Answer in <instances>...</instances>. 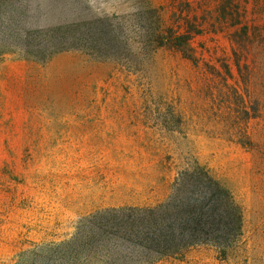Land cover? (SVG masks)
<instances>
[{
    "label": "rangeland",
    "instance_id": "374dc122",
    "mask_svg": "<svg viewBox=\"0 0 264 264\" xmlns=\"http://www.w3.org/2000/svg\"><path fill=\"white\" fill-rule=\"evenodd\" d=\"M217 1L165 0L163 19L173 24L190 3L204 25L194 40L201 70L167 52L142 54L139 43L155 20L138 14L152 8L148 0H82L91 8L89 22L107 26V41L118 37L100 62L73 53L47 64L0 56V264H57L35 254L71 239L80 220L111 204L163 201L170 183L159 179L174 150L162 143L175 137L189 138L200 162L232 190L244 237L229 262L199 247L184 261L155 264H264V166L229 141L235 130L227 119L239 120L229 117L237 108L230 86H242L230 31L212 32V20L205 21ZM162 101L178 105L184 125L161 123L150 107ZM250 122L253 130L264 128V112Z\"/></svg>",
    "mask_w": 264,
    "mask_h": 264
},
{
    "label": "trees",
    "instance_id": "16d2710c",
    "mask_svg": "<svg viewBox=\"0 0 264 264\" xmlns=\"http://www.w3.org/2000/svg\"><path fill=\"white\" fill-rule=\"evenodd\" d=\"M148 2L152 8L138 14L155 20L139 43L142 54L167 52L201 70L194 40L205 29L193 16L191 4L185 5V14H174L171 24L163 19L165 0ZM90 14L89 2L82 0H0V56L11 54L47 64L58 55L73 53L100 62L107 57V48L116 49L118 37L107 41V26L91 24ZM209 19L212 32L230 31L232 58L242 86H230L237 108H230L229 117L237 115L239 120L227 119L235 130L229 141L252 153L256 164L264 166V128L253 130L250 122H258L264 112V0H218L205 21ZM221 65L232 76L231 65L225 61ZM207 68L211 70V66ZM212 71L229 83L228 76L215 68ZM150 108L161 116L166 128L172 123L171 128L185 124L174 103L162 101ZM162 144L174 150L173 155H165L170 167L165 163V175L159 179L170 183L163 201L111 204L88 220H80L83 224L71 239L37 252L40 261L155 264L170 258L184 261L189 251L199 247L213 249L221 262L235 259L243 242L244 214L232 190L200 162L189 138L175 137ZM158 164L163 166L164 161ZM172 170L176 171L174 178L168 181Z\"/></svg>",
    "mask_w": 264,
    "mask_h": 264
}]
</instances>
